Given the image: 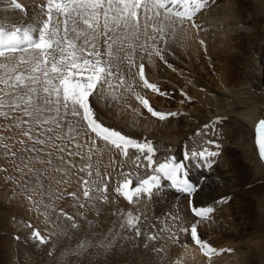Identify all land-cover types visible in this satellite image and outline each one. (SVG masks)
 Segmentation results:
<instances>
[{
  "label": "rangeland",
  "instance_id": "rangeland-1",
  "mask_svg": "<svg viewBox=\"0 0 264 264\" xmlns=\"http://www.w3.org/2000/svg\"><path fill=\"white\" fill-rule=\"evenodd\" d=\"M223 1L209 0L205 8L210 7V3ZM239 3L245 4L252 13L250 21L256 28L250 41L236 36L233 40L237 47L229 48L233 54H237L232 61L234 78L230 80L229 90L221 88V84L219 88L212 82L216 74L202 75L192 69L186 53L169 40L170 44H158L160 48L163 47L165 58L158 59L160 77L154 84L159 93L154 102L148 96L151 89L144 87L138 75H129L127 84L116 90L118 99L113 100L111 95L107 101L99 95L91 98L95 116L105 126L140 142L151 141L155 150L151 167L144 159L146 151L139 152L129 147L127 152L132 150L131 164L120 150L99 140L91 147V152L89 147L79 150L83 159L69 156L67 151L61 154L50 145L45 147L40 158L45 161L51 159L52 163H33L30 166L37 172L27 177L15 172L12 161L5 160L0 154V168L7 169L6 172L0 171V264H195L188 251L202 256L205 261L201 264H264V164L257 153L255 126L241 116L243 110L255 107L256 118H264V88L260 80L264 0H239ZM206 30L202 28V31ZM200 40L204 41L201 43L198 40L203 45L200 52L212 70L220 62L213 60V48L219 41L208 43ZM141 56L137 55L136 62L145 65L147 72L144 75L148 80L146 75L151 71L153 74L154 70L147 67V56L142 59ZM128 71L125 67L124 72ZM136 71L138 68L131 69V73ZM191 72L192 77L184 75ZM169 74L181 75L183 81L187 79V85L193 83V88L186 92L189 105L185 109L173 103L185 100L181 90L184 85L175 83L173 77L167 76ZM128 85H131V90H125ZM137 94L147 98L154 110L175 112L177 115L161 121L144 107V112L139 115L127 111L122 116L113 109L114 105H123L130 110L127 101L132 97L136 99ZM168 99L173 102L164 103ZM14 115L15 120L0 116V134L13 138V143L20 138V129L8 131L7 127L19 120L22 113ZM143 118L145 122L141 123ZM78 140L91 146L87 137L81 136ZM57 143L74 148V144L67 139ZM15 147L21 146L15 144ZM204 150L219 153L208 158L212 161L211 168L205 166L206 161L199 156L184 160L185 152L191 155L193 151ZM48 152H52L51 157H48ZM61 155L63 160L60 159ZM89 155L92 156L91 160L88 159ZM173 157L176 162H183L186 166L187 179L197 187L194 194L189 195L172 187L170 180L155 171L159 164ZM89 163L92 165V179L102 180L101 187L104 183L108 184L105 193L107 200L89 201V206L81 209L78 203L84 202L82 180L89 179V169L85 168ZM58 168L63 170L57 171ZM82 168L83 172L80 171ZM97 171L101 177L95 175ZM150 176L160 177L159 186L152 189L151 195L141 193L129 202L115 191L126 178L135 187L140 180ZM179 178L184 177L180 175ZM22 179L30 181L27 191L21 184ZM212 182L220 184L223 191L211 199L205 195L208 190L204 186ZM167 191L178 192V195H166ZM72 192L81 195L79 202L68 195ZM28 195H32L36 203L28 200ZM179 195L184 196L180 198ZM189 200L197 208L211 207L213 211L204 217H197L191 212ZM61 209L74 216L79 224L78 229L69 228L67 236L59 234L54 226ZM129 213L138 218L140 236L136 235L134 228H121ZM186 214L193 218L191 226H197L199 238L215 249L214 252L205 255L207 249L202 250L193 240L190 245L195 250L176 249L179 233L185 229L181 223ZM59 221L63 228V217H59ZM37 229L47 238L46 243L41 244L32 237V232ZM151 236L155 239H150ZM84 239L90 240L92 246L81 254H72ZM105 240L111 243L107 247H99L98 243Z\"/></svg>",
  "mask_w": 264,
  "mask_h": 264
},
{
  "label": "snow or ice",
  "instance_id": "snow-or-ice-1",
  "mask_svg": "<svg viewBox=\"0 0 264 264\" xmlns=\"http://www.w3.org/2000/svg\"><path fill=\"white\" fill-rule=\"evenodd\" d=\"M208 2L209 0H45L40 5L42 15L36 21L21 25L0 24V116L15 120L14 114L22 113L19 120L7 127L8 131L20 129V138L13 143V138H5L0 134V154L5 160L12 161L15 172L27 177L37 172V169L30 166L33 163H52L51 159L45 161L40 158L45 147L50 145L61 154L67 151L69 156H80L83 159L79 150L89 147L91 152V147L99 140L114 146L125 156L128 155L129 147L139 152L146 151L144 159L151 167L155 151L151 141L140 142L105 126L95 116L91 98L99 95L107 101V97L111 95L113 100L118 99L115 92L127 84L129 75H138L144 87L159 91L155 84L149 83L145 78V65L142 62L137 64V55L142 54L141 59L143 56L151 58L153 55L162 59L163 49L158 44H167L169 38H175L189 22L192 27H198L194 18ZM10 7L22 13L27 11L20 0H10ZM125 67L129 70L128 73L124 72ZM133 68H138V72L131 73ZM125 90H131V85ZM136 99L153 117L161 121L177 115L175 112L154 110L148 99L138 94ZM255 133L259 156L264 160V118L256 120ZM81 136L89 138L91 146L88 142L81 144L78 140ZM65 139L73 143L74 148L69 149L57 143ZM15 144L21 147L16 148ZM47 155L51 157L52 152ZM217 155L219 153L207 150L193 151L191 155L185 152L184 160L199 156L206 161L205 166L211 168L212 161L208 158ZM60 159L63 160L62 155ZM88 159L91 160L92 156L89 155ZM85 168L89 169V179L82 180L84 202L78 203L81 209L88 207L89 201L107 200L105 193L108 191L107 183L101 187L102 180L92 179V165L86 164ZM0 171L6 172L7 169L0 168ZM80 171L83 172L84 168ZM155 171L162 173L172 182V187L179 191L189 195L197 191L196 185L187 179L186 166L183 162H176L174 157L159 164ZM95 175L101 177L99 171ZM180 175L184 178L180 179ZM159 182V176H150L133 187V182L126 178L118 184L115 191L131 202L141 193L151 195L152 189L159 186ZM29 183L26 179L21 180L25 191L28 190ZM40 187L43 185L40 184ZM68 195L77 202L81 199V195L76 192ZM27 199L33 201V196L28 195ZM189 205L191 212L197 217H204L213 211L211 207L197 208L191 200ZM59 217H63V228L60 227ZM137 225L138 218L129 213L121 228H134L136 235L140 236ZM54 226L64 236L68 235L69 228H79L75 217L63 209ZM32 237L41 244L47 242V238L38 229L32 232ZM149 238L155 239L154 236ZM191 238L202 250L207 249L205 255L215 251L199 238L195 224L191 226ZM110 243L108 240L100 241L98 246L107 247ZM91 246L92 242L84 239L77 244L72 254H81Z\"/></svg>",
  "mask_w": 264,
  "mask_h": 264
},
{
  "label": "bare ground",
  "instance_id": "bare-ground-1",
  "mask_svg": "<svg viewBox=\"0 0 264 264\" xmlns=\"http://www.w3.org/2000/svg\"><path fill=\"white\" fill-rule=\"evenodd\" d=\"M20 2L24 4L27 9V11L24 13H22L19 10H15L11 8L10 0H0V24H6V25H21L22 23L27 24L36 21L42 15L40 5L44 3L45 0H20ZM209 6L210 7L204 8L200 13H198L195 16L194 18L195 23L198 25V27H192L191 23L189 22L185 24L183 29L177 34L175 38L170 37L169 40L170 42L173 41V43H176L179 49L183 50L186 53V55L189 57V64L192 66V69L197 70L202 75H209L211 74V72L213 74H216L215 78H212V82L217 87H219L221 84V88L223 87L229 90L230 88L228 87V85L230 83V80L234 78V73H233L234 70H232L234 65L232 61L235 60L237 56V54H233L231 49L229 50V48L235 49L237 47L236 41H234L236 36L239 37L241 40L242 39L246 40L247 42L250 41L252 38H254L253 35L255 33L256 26L253 23V21H250L252 19V13L248 11L247 6L245 4L243 3L240 4L239 0H224L223 2L220 3L218 2L215 4L210 3ZM243 16H246V18H244ZM247 23H249V25H246ZM202 28L207 29L206 30L207 32L202 31ZM200 39H204L208 43L219 41V44L216 46L218 48L216 47L213 48V52L215 53V54L213 53V60L220 62L219 64H215V67L212 70L208 68L207 64L209 63L207 62L206 59H204V56L200 52V49L203 46L199 42L201 41ZM162 48L163 47L161 46V49ZM164 55L165 53L162 52L163 58H165ZM158 59L161 58L156 57L155 55H153L151 58L147 57V64H148L147 67H151V69L154 70L153 74L151 73L152 72L151 71L150 74L146 75L148 76L149 83L152 84L156 83L159 80L158 78L160 77L159 68H161V65ZM146 72L147 71L145 69L144 73ZM192 74L193 73L191 72L189 74L187 73V75L186 74L184 75L192 77ZM167 76L173 77L175 83L179 82V84L182 83L184 85L183 89L181 90L183 92V96L185 97V100L184 101L178 100L173 102L172 100L168 99L164 101V103L169 104L173 102L175 106L185 109L189 105L188 103L189 97L187 98L186 92H188L190 89L193 88L192 87L193 83L187 85L186 83L187 79L183 81L181 75L177 76L174 74H169ZM158 93L159 91H153L152 89L150 90L148 96L151 102H154ZM128 102L130 103V105H128L131 108L130 110H127V108L125 109L123 105L122 107L119 106L117 107L114 105L113 109L114 110L116 109L119 114H122V116L127 111L133 112V114L135 115L136 114L139 115L144 112L143 105L137 99L132 97L130 101H127V104ZM160 103L164 104L163 102ZM255 114H256L255 107H251L250 109L243 110L241 112V116H243L244 120H247V122H249L252 126H255V122L256 120H258ZM143 122H145L144 118L141 120V123ZM131 155H132V150L130 149L126 157V160L128 162L133 161ZM204 188L208 190L207 194L205 195L211 197V199L212 197L213 198L217 197V194L223 191V187L216 182H212L210 185L204 186ZM203 189L201 193H203ZM166 195L174 196V195H178V192L167 191ZM183 196L184 195L180 196V198H183ZM182 220L183 222L181 224L184 225V228L187 229V231L182 230V232L179 233V238L176 243L177 246L176 249L195 250L190 245L192 239L190 238L189 235L190 226L192 224L193 218L190 215L186 214L184 218L182 217ZM191 253L192 252L188 251L187 254L188 256L191 255L195 264H201L203 261H205L202 256ZM228 264H233V263L230 262Z\"/></svg>",
  "mask_w": 264,
  "mask_h": 264
},
{
  "label": "water",
  "instance_id": "water-1",
  "mask_svg": "<svg viewBox=\"0 0 264 264\" xmlns=\"http://www.w3.org/2000/svg\"><path fill=\"white\" fill-rule=\"evenodd\" d=\"M261 62H262V74H261L260 80H261V85L264 88V43L262 46ZM257 153H258V157L260 158L258 149H257ZM260 160H261V158H260ZM261 161L264 164V160H261Z\"/></svg>",
  "mask_w": 264,
  "mask_h": 264
}]
</instances>
